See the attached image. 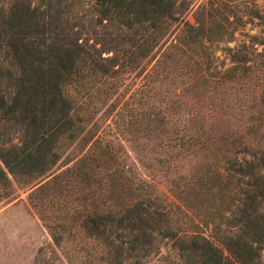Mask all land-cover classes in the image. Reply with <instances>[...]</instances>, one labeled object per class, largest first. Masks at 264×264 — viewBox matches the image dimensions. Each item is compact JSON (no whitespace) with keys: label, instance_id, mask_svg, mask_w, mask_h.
I'll return each instance as SVG.
<instances>
[{"label":"trees","instance_id":"obj_1","mask_svg":"<svg viewBox=\"0 0 264 264\" xmlns=\"http://www.w3.org/2000/svg\"><path fill=\"white\" fill-rule=\"evenodd\" d=\"M195 2L0 0V190L38 184L29 202L70 264H149L164 247L260 264L264 46L222 68L211 44L239 7Z\"/></svg>","mask_w":264,"mask_h":264},{"label":"rangeland","instance_id":"obj_2","mask_svg":"<svg viewBox=\"0 0 264 264\" xmlns=\"http://www.w3.org/2000/svg\"><path fill=\"white\" fill-rule=\"evenodd\" d=\"M203 0H196L195 5ZM240 10L241 23L233 32L229 41L213 42L211 48L215 56V63L225 68L229 65V50L249 46L253 43L255 51L260 52L264 46V0H232ZM192 10L184 16V20L192 22ZM258 16H261L260 18ZM229 48V49H228ZM261 59V57H259ZM224 124H228L223 121ZM245 123V117L240 121ZM246 124V123H245ZM132 155L129 143L122 141ZM63 167H60V170ZM57 170V171H58ZM56 171V172H57ZM38 184H20L11 181L10 186L0 190V264H70L62 248L53 244L50 234L45 226L46 220L42 219L29 202L28 194ZM164 191L166 187L161 183ZM56 205L57 201L46 202ZM53 206V207H54ZM45 209L46 214H51L50 209ZM45 214V215H46ZM228 212H224L226 217ZM52 219V218H51ZM50 219V221H51ZM57 221V219H55ZM224 218H218L215 223L203 227V234L207 237L218 238L221 232L229 228ZM198 220H192V224ZM182 229V228H181ZM189 229V228H187ZM194 228L189 229V233ZM260 264H264V244L259 253ZM149 264H184L179 255L167 247L161 248Z\"/></svg>","mask_w":264,"mask_h":264}]
</instances>
